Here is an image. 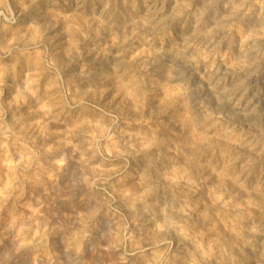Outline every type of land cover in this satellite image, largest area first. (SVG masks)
Instances as JSON below:
<instances>
[{"label":"clouds","instance_id":"1","mask_svg":"<svg viewBox=\"0 0 264 264\" xmlns=\"http://www.w3.org/2000/svg\"><path fill=\"white\" fill-rule=\"evenodd\" d=\"M0 264H264V0H0Z\"/></svg>","mask_w":264,"mask_h":264}]
</instances>
